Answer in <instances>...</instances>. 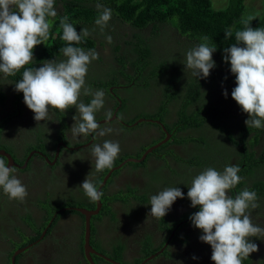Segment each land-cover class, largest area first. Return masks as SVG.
<instances>
[{"label":"flooded vegetation","instance_id":"obj_1","mask_svg":"<svg viewBox=\"0 0 264 264\" xmlns=\"http://www.w3.org/2000/svg\"><path fill=\"white\" fill-rule=\"evenodd\" d=\"M63 2L64 0H55L56 11H59L57 7L59 3L63 4ZM48 19L52 20L50 17ZM48 42L46 41L45 44L42 43L33 49L32 67L39 68L45 61L50 60L49 50L42 49L48 45ZM40 51L43 53L39 56ZM63 57V53L60 51L59 55H54L52 60L59 62ZM105 57L109 58V55L107 54ZM104 62L103 58L94 69L89 66L85 77L86 85L93 91L111 83L104 81L107 74L114 78V82L106 86L107 99L104 102L103 110L101 113L95 114L96 117H99L96 120L102 128L110 127L112 129L111 133L103 137L95 134L79 137L72 135L70 128L75 123L73 117L79 115L75 107L66 112L55 109L50 122H37L34 118L19 120L20 110L28 113L33 112L23 102V94L19 103L14 104V110L5 111V103L13 102L11 98L13 89L15 92V83L6 76L7 79L0 82V92H3L5 96L4 104L0 106V109L4 111L0 114V150L10 156L9 167L16 169L14 175L21 180L28 192L23 202L10 200L5 194L0 199V225L4 222L5 217H10L13 221L11 230L18 235V241L20 238L18 244L13 245L14 242L9 241V257L1 258L0 262L10 264L13 258L12 264H32L30 259L27 261V258L23 259L22 256L25 257L30 247L37 245L50 233H54L59 240V247L54 250L52 246L42 248L41 250L46 252L34 264H75L79 255L84 262V220L88 215V245L91 241V246H89L92 250L89 257L91 254V259L97 264H112L109 261L117 264H176L177 255L182 258L185 256V262H181L183 264L186 262L194 264V261L195 264H209L204 262L207 259L191 258L197 256L198 258L211 259L212 255L206 250V243L199 239L203 234L202 231L188 221L191 214L176 224L169 221L165 226L138 220V216L146 214L147 206L144 201L140 202L138 196L131 194L130 190L139 191L142 187L146 189L143 193L155 194L160 181L168 180L169 182L172 174H167L163 179L157 175L155 167L159 162L155 163L156 158H162L163 153L154 155L152 153L154 149L146 153L143 161L137 163V166L127 165L129 163L126 160L141 158L155 144L165 138L168 141L170 135L166 133L161 124H157L158 128L153 126V124L156 125L157 120L150 117H138L137 122L147 121L152 124L151 127L156 132L154 137H152L153 131L138 132L136 130H131L129 136H122L123 133L119 127L135 126L134 122L124 123L125 120L122 116L127 112L132 99H134L130 98L129 94L132 97V88L138 84V73L128 61L124 66L125 71L116 69L117 66H114L111 72H108L109 66ZM152 64L154 65L153 60ZM98 74H101L99 80L96 78ZM18 79H22V72ZM127 88L129 92L126 91ZM146 95L149 98L140 94L139 100L141 107L148 110L154 103V96ZM91 99V96H85L83 93L80 96V101L85 104L90 103ZM107 111L112 113L111 119L101 117ZM105 140L118 142L121 151L117 163H114L113 167L102 177L92 170L93 157L90 154V146L95 143L102 144ZM263 146L264 138L260 137L257 147L262 149ZM170 148L179 150L178 146ZM0 158L4 157L0 156ZM263 176L264 173L259 175L258 180L264 183ZM86 177L91 182L94 181L99 190L106 185L103 198L98 201L97 210H95L96 203L90 202L84 192L80 193L76 188L78 185H82ZM98 179L99 182L96 183ZM173 182H179L178 177ZM128 189H130L129 193ZM58 191L67 194L73 193L75 196L81 197L83 203L59 204V208L54 207L47 202L52 198L48 196ZM124 191H126L124 198H117ZM230 193L235 194L232 190L229 191ZM263 202L264 196L259 195L258 204H263ZM198 209V206L194 208L193 213ZM170 210L173 211L172 207ZM262 211H264V205H261L260 213ZM258 216L255 222L263 226L264 213L258 214ZM135 220H137V224L134 223ZM33 224L42 225V227H36ZM92 241H95L96 245H93ZM67 246L71 248L73 254H69L66 250ZM119 248H121V253L118 261L111 259L109 256L117 252ZM258 248L260 249V246ZM16 251L18 253L14 255ZM261 256H263L261 259L264 260V249Z\"/></svg>","mask_w":264,"mask_h":264},{"label":"clouds","instance_id":"obj_2","mask_svg":"<svg viewBox=\"0 0 264 264\" xmlns=\"http://www.w3.org/2000/svg\"><path fill=\"white\" fill-rule=\"evenodd\" d=\"M54 3L55 0H0V73L4 76H14L31 64L33 49L49 39L53 20L48 18L62 15V11L58 13L55 10ZM96 8L100 14L95 24L101 32L92 35L94 45L88 51L73 45L78 46L83 38L88 37L91 34L89 30L83 28L77 32L67 17L61 18V39L67 42V46L60 51L66 59L59 62L48 60L39 68H25L22 79L15 83V90L23 93V102L34 113L37 122L47 119L50 109L66 112L75 107L79 115L73 117L75 123L70 128L74 137L90 134L103 137L112 132L110 127H101L95 114L104 107L106 86L113 83L114 78L107 74L104 81L111 83L103 89L98 87L96 91L85 82L89 66L94 69L103 58L107 59L105 56L109 51L115 54L119 50L114 48L115 36L106 28L112 9L100 3ZM242 23L245 27L235 32L236 43L224 49L223 58L225 63H230V71L235 75L236 86L231 96L248 115L246 126L260 129L264 127V28H252L247 20ZM232 35L231 29L224 33L225 39ZM202 40L205 42L186 53L185 69L191 70L198 80L207 78L215 67L212 57L216 47L208 45L207 36ZM127 53L130 58L122 54L121 58L114 60L119 64L116 69L125 71L127 61L131 66L134 55L131 45ZM109 67L108 72H111L114 66ZM96 78L99 80L101 74ZM82 93L92 97L90 103L80 101ZM223 94L227 97V90ZM111 116L110 111L106 113L108 119ZM119 152L118 142L105 140L102 144H92L90 154L95 159L96 171L112 168ZM15 171L14 167L6 165L4 158H0V189L10 200L23 202L28 192L14 175ZM239 172L238 165L226 166L222 172L208 167L196 175L188 187L187 198L191 207H199V211L191 214L189 219L195 228L202 231L199 239L211 246L214 264H242L251 253L258 251V245L250 238L264 237V228L253 224L249 211L260 206L257 193L244 188L235 198L229 195V191L241 181ZM80 187L93 203L103 196V192L98 191L87 177ZM177 198H184L179 187L165 188L152 195L149 215L163 218ZM192 258L197 259L195 256Z\"/></svg>","mask_w":264,"mask_h":264},{"label":"trees","instance_id":"obj_3","mask_svg":"<svg viewBox=\"0 0 264 264\" xmlns=\"http://www.w3.org/2000/svg\"><path fill=\"white\" fill-rule=\"evenodd\" d=\"M97 3L112 9V17L106 27L109 34L115 36L113 28L117 24L122 30L130 31V38L126 40V43L132 46L134 55L131 66L138 73V84L132 88V97L129 94L130 98L134 99L127 111L137 109L140 114L131 121H123L127 124L134 122L135 126H130L129 131H126L128 127H119L123 133L122 136H129L131 130L140 132L139 127H142L144 123L149 124L143 126L146 128L145 131H152L150 129L152 124L147 121H139V123L137 122L138 117L155 119L158 122L153 126L158 128L157 124H161L170 138L168 141L166 140L167 142L165 141L154 148L152 153L154 155L163 153V157L159 158L161 161L156 158V162L163 163L164 169L173 173L172 176L178 177L181 186L188 188L192 179L208 167L222 172L225 164L229 163L230 157H233L232 164L240 167L238 175L241 177V181L231 189L235 193L232 197L235 198L244 188L255 191L257 197L264 196V183L258 180L257 173L260 172L261 175L264 171V146L257 156L254 151V147L259 145V138H264V127L260 129L248 128L245 124L248 115L240 111L241 108H234L235 101L231 96L232 91L228 89L236 86L235 75L230 71V63H225L223 58L224 49L236 43L235 32L243 30L245 27L242 23L243 20L249 21L252 28H264V0H259V7L256 8L258 17H251V19L242 17L244 0H228L227 7L218 11L214 10L215 7L212 9L209 0H64L59 10L62 11V15L57 14L55 18H52L50 37L47 40L49 42L42 48L49 50L50 60L54 55H59L62 46H67V42L61 39V18L67 17L68 22L76 27L77 32L83 28L89 30L91 34L85 37L80 45L78 44L81 48L89 50L94 45L90 41V37L101 32L95 24V20L100 14L96 8ZM72 4L73 6H71ZM229 29L232 30L233 35L225 39L224 33ZM160 30H164L168 36V41L163 42V47L166 44L167 48L163 49L161 53L157 52L152 44V42H156V39L159 40L157 33ZM145 31H147L146 36L144 35ZM170 31L179 35L169 34ZM204 36L208 37V45L216 47V50L220 52L221 55L219 54L217 57L222 59L220 63L228 72L227 79L223 82L219 81L215 86L207 85L206 78L198 80L193 75L178 73L172 62L169 61L173 54H170L168 49L173 42L181 43L183 41L188 52L200 43H204L205 41L202 40ZM151 38H155L154 41H150ZM73 46L77 47V44ZM41 53L43 51H40L38 55L40 56ZM221 64L215 61V65H219V68H221ZM25 68L33 67L29 64ZM25 68H22L16 75L7 76V78L17 83ZM3 77L5 78L4 75ZM220 83L226 86L227 97L223 94L225 90L218 85ZM156 87L159 88V91L155 89ZM126 91L129 92V89L127 88ZM145 93L154 96V103L148 110L141 107L139 100L140 94L149 98ZM22 94L16 90L14 92L13 89L11 98L13 106L19 103ZM4 101L5 96L3 92H0V106L4 104ZM102 110L103 108L96 114L101 113ZM233 110L237 113L233 114ZM125 118H128V115ZM155 133L153 131L152 137ZM248 135H254V141L251 144L245 141ZM171 146H178L179 150L176 151L170 148ZM229 149L231 152H228ZM117 159L118 157L115 164ZM91 165L92 170L102 177L109 170L106 168L97 172L94 158ZM127 165L137 166L133 163ZM98 182L99 179L96 183ZM77 189L80 193L84 192L82 188ZM105 190L106 185L102 186L99 191L104 194ZM48 197H52L48 200L50 202L58 200L57 204L49 203L54 207H58L59 204L83 202L81 197L61 191L49 194ZM188 204L191 206V202ZM261 205H264V202L260 204V207L249 210L255 225L256 217H259L258 214L264 213V211L260 213ZM250 240L255 244L258 243L257 237H251ZM261 252L262 250L258 248V251L251 253L247 259L242 261V264H264V260L259 257ZM120 253L121 248L109 257L118 261ZM90 258H92L91 254ZM91 261L97 264L94 260L91 259ZM84 263H86L85 258Z\"/></svg>","mask_w":264,"mask_h":264},{"label":"rangeland","instance_id":"obj_4","mask_svg":"<svg viewBox=\"0 0 264 264\" xmlns=\"http://www.w3.org/2000/svg\"><path fill=\"white\" fill-rule=\"evenodd\" d=\"M209 1L211 3L212 9H214L213 7H215L214 10H216V11L223 10L228 5V0H209ZM60 4L61 3H59V5L57 6L58 8L60 7ZM258 7H259V0H244V10L242 12V17H245V18L258 17L257 10H256V8H258ZM58 13H59V11H58ZM113 33L116 36V37L113 38V40H114V48L115 49H119L118 52L115 53V54H118V56L115 55V54H113L112 51H109L108 52L109 58L107 57V59H105V62L104 63H106V65H109V66H117L116 68H119V64L116 63L114 60H116L118 58H121L122 54L126 55L128 58L131 57V55H129L127 53V50L130 49V45H128V43H126V40L128 38H130V31L129 30H126V31L125 30H122L121 28L118 27V24H117L113 28ZM169 34L179 35V34L173 33L172 31H170ZM144 35L145 36L147 35V31L144 32ZM157 36H158L159 40L156 39V42H152V44L154 45L155 50L157 52L161 53L163 49H166L167 48L166 44L163 47V42L168 41V36L164 32V30H160L157 33ZM154 39L155 38H151L150 41H154ZM84 40H85V38H83L82 41H84ZM90 41L91 42H94V39H93L92 36L90 37ZM79 45L77 47H79ZM186 47L187 46L185 45V43L183 41L181 43H175V42H173L169 46V49H168V52L170 54H173V57L169 61L172 62V64L174 65V68L176 69V71L178 73H180V74H183L184 73L185 75H187V74L192 75L191 70L185 69L186 53H187V48ZM192 47H194L193 44H192ZM83 49L85 51H88L87 48H83ZM219 54H220V52L218 50H216L214 52L212 58L218 64H221L220 62H221L222 59L220 57H217V55H219ZM111 55L114 58L112 60H111ZM64 59H66V58L63 57L62 60H64ZM108 59H110V60H108ZM108 69H110V67H108ZM227 73L228 72L224 68V65L223 64H221V68H219V65H215V67L210 70V74L206 78L205 83L208 82L207 85L215 86V85H217V83L219 81H222L223 82L224 80L227 79ZM92 74L94 75V73H92ZM123 79L125 80V78H123ZM3 81H5V78L3 77V75L2 76L0 75V82H3ZM218 85H220L223 90H226V86H224L222 83H220ZM155 89H157L159 91V88L156 87ZM233 89H234V87H230V89H228V90L229 91H232ZM234 105H235L234 108L239 107V105L236 102H235ZM108 106H109V102H108ZM13 108H15V106H13L11 102L5 103V107H4V110L5 111L14 110ZM239 109H240V107H239ZM54 110L55 109H50L48 118L45 119L44 121L50 122L52 120V116L54 115ZM240 111H242V110L240 109ZM3 112L4 111L0 109V114L3 113ZM106 113L103 114L101 117L102 118H105L106 117ZM235 113H237V112L235 110H233V114H235ZM139 114H140L139 110L132 109L131 111H127L122 117H124V120L125 121H131V119H133L135 116L137 117ZM126 115H128V118H125ZM33 118H34V113H28L26 111H21L20 110L19 120H21V119H33ZM98 118L99 117H97L96 119H98ZM147 125H149V124L148 123H144L143 126H147ZM143 126L142 127H139V131H145L146 130V128L143 127ZM130 129H131V127H128V129L126 131H129ZM150 129L152 131H154L153 128L150 127ZM152 134H153V132H152ZM245 141L247 143L251 144L254 141V135H252V136L248 135L246 137V140ZM254 151L256 152V156H257L259 154V152H260L259 147H257V146L254 147ZM228 152H231L230 149L228 150ZM138 159H140V158H138ZM233 162H234L233 157H230L229 163L228 164H225V167L226 166H231L230 164H232ZM232 165H235V164H232ZM161 168H163L162 165L158 166V169L155 170V172L157 173V175L160 178L163 179V178L166 177L167 174ZM263 169H264V167H263ZM164 170L169 171L167 169H164ZM223 170L224 169H222V171ZM257 173H258V176H259L260 175V172H257ZM263 173H264V171H263ZM80 186L81 185H78L77 188H81ZM229 195L232 196L233 194L230 193ZM3 196H4V192L2 190H0V199H2ZM117 198H122V197L118 196ZM47 202L48 203H51V204H57L58 200L57 201H54V202H50V201H47ZM80 203H83V202H80ZM179 205L180 204L178 202H174L173 205L171 206L172 209H173V211H174V213L176 214L175 220H177V222L180 221L179 220V218H180V215L179 214H181L182 213V210H184V208L181 209ZM138 220H142L143 222L150 223V224L151 223H154V220L150 217L149 214H144V215L138 216ZM136 221L137 220H135V222H134L135 224H137ZM12 224H13L12 219L10 217H5L4 222L0 225V261H1V258H4V259L7 258V256H8L7 255V253H8V246L10 245L9 244V241L14 238V236L11 235ZM262 224H264V223H262ZM256 225L260 226L259 224H256ZM39 227H42V225H39ZM260 227L264 228V225L263 226H260ZM23 230H25V228H23ZM41 234H42V232L40 233V235ZM92 244L93 245H96V242L95 241H92ZM257 244L260 246V249L263 250L264 249V237L258 238V243ZM89 245L91 246V244H89ZM66 250L69 252V254H72V251H71V248L70 247L67 246ZM206 250L212 254V249H211V246L209 244H206ZM29 252H30V249H28L25 257L24 256H22V257H23V259L24 258H27V261H29V259H30L31 262H32V264H34L41 255L34 254V256L31 258V256H29ZM259 257L262 258L261 255ZM197 259H207L204 262L209 263V264L214 263L210 258H198L197 257ZM185 260H186L185 259V256H184V258H182L181 256L178 257V255H177V262H176V264H183L181 262H183V261L185 262ZM0 264H2V262H0ZM186 264H191V263H187L186 262ZM194 264H195V261H194Z\"/></svg>","mask_w":264,"mask_h":264},{"label":"crops","instance_id":"obj_5","mask_svg":"<svg viewBox=\"0 0 264 264\" xmlns=\"http://www.w3.org/2000/svg\"><path fill=\"white\" fill-rule=\"evenodd\" d=\"M121 151V150H120ZM120 153V152H119ZM138 159V158H137ZM127 162V161H126ZM128 163H131V162H128ZM157 163V162H155ZM133 164H137V163H133ZM162 165L163 167V163L159 164L155 167V170L158 169V166ZM166 174H173V173H170L169 171H166L164 170V168H161ZM176 176L173 175L171 176L170 178V181L168 182V180H164V181H160V184H159V187L157 189V192L155 194H157L158 192L164 190L165 188H169V187H179L181 189V191L184 193V198L183 199H180L178 198L177 202L181 203L182 205H179L181 209H185V210H182V213L179 214L180 215V218L179 220L182 221L183 218H186L187 216H189L190 214L193 213V210L194 208L191 207L188 203L191 202L188 198H187V192H188V188L186 186H181L179 183L180 182H173L176 180ZM94 184V181L92 182ZM95 185V184H94ZM166 186V187H165ZM77 188V187H76ZM146 189L142 188L139 190V191H135V190H130V193L133 194L134 196H138V199H140V202L144 201V203L146 204V214H149L150 213V210H151V205L149 204L150 203V197L154 194H145L143 192H145ZM186 191V192H185ZM125 192H121V194H119L118 196L124 198L125 196ZM129 193V192H128ZM117 196V197H118ZM126 198V197H125ZM91 202V201H90ZM80 203V202H79ZM150 217L154 220V224L155 225H167L169 221H171L173 224H176L177 223V220H175L176 218V214L174 213V211H171L169 209L168 213L163 217V218H154L153 216L150 215ZM174 221V222H173ZM187 221V220H186ZM189 222H191L190 220H188ZM37 222V221H36ZM34 226H39L38 224H33ZM28 231V230H27ZM29 233V232H28ZM11 235L14 236V238L11 240L12 242L18 244V242L20 241V238H19V241H18V235L13 232L11 230ZM47 246H52L53 250L58 248L59 247V240L57 239V237L55 236L54 233H50L49 235L47 234L37 245H35L34 247H30V252H29V256H31V258L34 256V254H37V255H44V253L46 251H43L41 250L42 248L44 247H47ZM13 249H15V246H13ZM9 253V252H8ZM7 253V258L9 257V254ZM73 254V253H72ZM11 264V262H10ZM75 264H85L83 261H82V257L79 255L77 257V260L75 262Z\"/></svg>","mask_w":264,"mask_h":264},{"label":"water","instance_id":"obj_6","mask_svg":"<svg viewBox=\"0 0 264 264\" xmlns=\"http://www.w3.org/2000/svg\"><path fill=\"white\" fill-rule=\"evenodd\" d=\"M166 140H167V138H165L161 142L155 144L153 147L149 148L140 159H128L126 161L127 162H131V163H139V162H141L143 160L144 156L146 155V153H148L152 149L158 147L161 143H164ZM0 156L4 157L6 159L7 165L9 166V163L11 162L10 156L7 153H5L4 151H1V150H0ZM97 190L99 191V188ZM97 202H96V209L95 210H97V207H98V203ZM78 211H81V210H78ZM88 238H89V223H88V215H87L85 220H84L83 253H84V257H85V260L87 261V263L88 264H93L92 261L90 260V257H89V253L92 252V250L90 249V247L88 245ZM17 253L18 252L16 251L14 253V255H16ZM106 260L109 261L108 259H106ZM109 262L112 263V264H117V263H113L111 261H109ZM11 264H12V261H11Z\"/></svg>","mask_w":264,"mask_h":264},{"label":"bare ground","instance_id":"obj_7","mask_svg":"<svg viewBox=\"0 0 264 264\" xmlns=\"http://www.w3.org/2000/svg\"><path fill=\"white\" fill-rule=\"evenodd\" d=\"M12 262H13V258H12V260H11Z\"/></svg>","mask_w":264,"mask_h":264}]
</instances>
